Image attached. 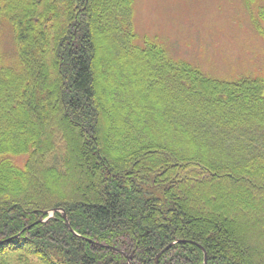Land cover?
Here are the masks:
<instances>
[{"label": "trees", "instance_id": "1", "mask_svg": "<svg viewBox=\"0 0 264 264\" xmlns=\"http://www.w3.org/2000/svg\"><path fill=\"white\" fill-rule=\"evenodd\" d=\"M133 1L0 0V264H264V79L139 43Z\"/></svg>", "mask_w": 264, "mask_h": 264}, {"label": "rangeland", "instance_id": "2", "mask_svg": "<svg viewBox=\"0 0 264 264\" xmlns=\"http://www.w3.org/2000/svg\"><path fill=\"white\" fill-rule=\"evenodd\" d=\"M134 0L137 40L153 41L173 59L185 61L219 80L264 79V21L255 0ZM9 34L3 37L11 49ZM20 165L23 164L22 160Z\"/></svg>", "mask_w": 264, "mask_h": 264}, {"label": "water", "instance_id": "3", "mask_svg": "<svg viewBox=\"0 0 264 264\" xmlns=\"http://www.w3.org/2000/svg\"><path fill=\"white\" fill-rule=\"evenodd\" d=\"M56 212H61V213H62V217H63V219L65 220L66 225L68 226V222H67V219H66V215L64 214V212H63L62 210L54 209V210L48 212V213H47V217H46V219H45L44 221H46L47 219L51 218ZM40 221H41V220H40ZM97 246H98V247H101V248H108V246H106V245H101V244H97ZM168 248H169V247H168ZM111 249L114 250L113 248H111ZM114 251L123 254L121 251H118V250H114ZM130 259H131V257L128 258V260H130ZM205 262H206V258L204 259V263H203V264H205Z\"/></svg>", "mask_w": 264, "mask_h": 264}]
</instances>
